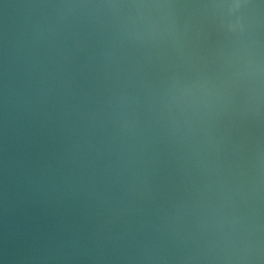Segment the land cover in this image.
<instances>
[{"label":"clouds","instance_id":"9594fccd","mask_svg":"<svg viewBox=\"0 0 264 264\" xmlns=\"http://www.w3.org/2000/svg\"><path fill=\"white\" fill-rule=\"evenodd\" d=\"M0 264H264V0H0Z\"/></svg>","mask_w":264,"mask_h":264}]
</instances>
